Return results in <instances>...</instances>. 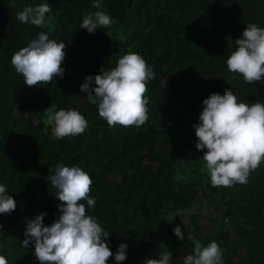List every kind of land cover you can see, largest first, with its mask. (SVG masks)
Segmentation results:
<instances>
[{
	"label": "trees",
	"instance_id": "obj_1",
	"mask_svg": "<svg viewBox=\"0 0 264 264\" xmlns=\"http://www.w3.org/2000/svg\"><path fill=\"white\" fill-rule=\"evenodd\" d=\"M52 22L21 23L16 13L40 0H0V182L17 201L0 214V253L8 264H41L25 238V217L46 211L50 224L59 212L51 168L59 161L79 164L92 178L89 195L96 206L86 209L110 231L113 254L127 241V258L109 264H143L159 258L165 247L172 264H183L193 249L191 233L225 249L224 264H264V161L247 183L213 186L202 170L204 150L195 147L192 127L202 100L225 88L254 103L264 100V81L246 83L227 68L248 22L264 27V0H103L114 22L89 33L79 28L82 15L95 11L91 0H48ZM64 41L63 77L24 84L11 63L12 54L39 31ZM141 54L156 76L148 82V119L140 126H109L80 89L88 74L115 66L128 51ZM167 77V79H166ZM51 102L78 108L88 127L76 136L57 139L46 125ZM201 190L217 201L220 217L185 211ZM220 195V197H217ZM188 221H183V217ZM180 224L185 239L173 232Z\"/></svg>",
	"mask_w": 264,
	"mask_h": 264
},
{
	"label": "clouds",
	"instance_id": "obj_2",
	"mask_svg": "<svg viewBox=\"0 0 264 264\" xmlns=\"http://www.w3.org/2000/svg\"><path fill=\"white\" fill-rule=\"evenodd\" d=\"M91 2L96 10L84 13L79 25L89 33L114 22L102 6L103 0ZM51 11L48 0H40L37 4H26L16 15L21 23L43 29L52 22ZM234 44L226 60L228 70L240 74L246 83L264 81V27L248 22ZM66 46L64 41L50 38L49 32L41 30L12 54L11 63L23 75L24 84L41 86V82L63 77ZM155 76L153 66L141 54L130 50L118 57L115 66L107 69L102 66L99 73L86 75L80 89L109 126H140L148 119L149 97L145 93L148 82ZM202 105L198 120L192 125L196 149H206L201 156L202 170L207 172L213 186L247 183L251 171L264 161V100L251 103L239 98L233 88H225L223 94L210 93ZM44 111L46 125L57 139L76 136L88 127L86 116L78 108L58 109L51 102ZM50 180L56 189L54 195L61 201L57 205L59 212L50 224L44 222L46 211L25 217L23 246H34L32 251L41 264H109L110 256L117 262L126 260L127 241H121L113 254L110 241L105 239L110 237V231L86 211L97 202L94 195H89L93 183L89 172L79 164L59 161L51 168ZM16 207L17 201L8 186L0 182V214H10ZM173 232L178 239H185L180 224L174 226ZM187 239L194 246L183 257V264H224L225 249L218 241L204 244L191 233ZM171 258L172 252L165 247L159 258L146 257L143 264H172ZM0 264H8L3 253Z\"/></svg>",
	"mask_w": 264,
	"mask_h": 264
},
{
	"label": "rangeland",
	"instance_id": "obj_3",
	"mask_svg": "<svg viewBox=\"0 0 264 264\" xmlns=\"http://www.w3.org/2000/svg\"><path fill=\"white\" fill-rule=\"evenodd\" d=\"M217 197H220V195ZM192 211L203 214L207 217H220V209L217 207V201L211 200L208 190L200 191L197 202L186 210L185 214L188 215ZM183 218V221H188L187 216Z\"/></svg>",
	"mask_w": 264,
	"mask_h": 264
}]
</instances>
